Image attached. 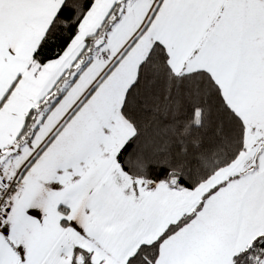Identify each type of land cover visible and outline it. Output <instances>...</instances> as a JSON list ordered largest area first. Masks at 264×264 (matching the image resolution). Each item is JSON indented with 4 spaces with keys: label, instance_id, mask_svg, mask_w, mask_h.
<instances>
[{
    "label": "snow or ice",
    "instance_id": "obj_1",
    "mask_svg": "<svg viewBox=\"0 0 264 264\" xmlns=\"http://www.w3.org/2000/svg\"><path fill=\"white\" fill-rule=\"evenodd\" d=\"M0 264H264V0H0Z\"/></svg>",
    "mask_w": 264,
    "mask_h": 264
}]
</instances>
